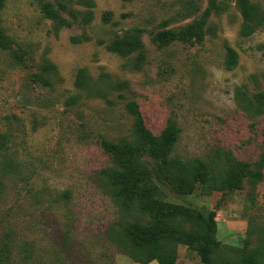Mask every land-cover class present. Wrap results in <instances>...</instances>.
Returning a JSON list of instances; mask_svg holds the SVG:
<instances>
[{
	"label": "rangeland",
	"instance_id": "1",
	"mask_svg": "<svg viewBox=\"0 0 264 264\" xmlns=\"http://www.w3.org/2000/svg\"><path fill=\"white\" fill-rule=\"evenodd\" d=\"M41 1L68 20V8L82 14L67 26L46 17ZM250 2L251 21L237 0H217L201 42L159 45V31L191 22L206 0H4L0 28L12 43L0 48V264H158L122 249V226L149 216L114 200L102 172L111 161L101 139L132 137L130 99L155 134L176 122L173 155L224 174L239 161L260 166L261 179L243 178L237 189L181 194L156 182V197L214 211L212 264H246L252 250L264 264V107L255 99L264 92V0ZM127 33L140 37V49H107ZM176 223L194 228L190 219ZM176 251L175 264H201L186 244Z\"/></svg>",
	"mask_w": 264,
	"mask_h": 264
},
{
	"label": "trees",
	"instance_id": "2",
	"mask_svg": "<svg viewBox=\"0 0 264 264\" xmlns=\"http://www.w3.org/2000/svg\"><path fill=\"white\" fill-rule=\"evenodd\" d=\"M216 1L206 0V7L200 16L178 29L159 31L154 41L159 45L171 42H201L208 17L216 9ZM237 3L244 20H253L255 14L250 0H237ZM3 4L4 0H0V9ZM40 6L46 17L67 26L76 22L78 15L82 14L62 5L61 8L67 9L73 17V20H68L49 2L41 1ZM88 14L90 12H85L83 18ZM247 27L251 29L250 25ZM11 43L10 38L0 28V48H10ZM140 48V37L136 33L124 34L107 45L109 51L120 55H128ZM15 57L22 62L20 53L15 52ZM235 58V53L228 50L225 58L227 68L233 67ZM84 76V69L80 68L76 74V86L82 85ZM255 99L262 109L264 92L257 93ZM125 110L133 118L132 137L130 140L118 141L101 139V148L111 161V165L102 172L108 193L114 200L125 208L136 206L142 214H148L149 218L143 223L128 222L122 226V249L129 253L134 262L175 264L176 246L182 243L195 251L201 264H212L211 253L219 245L215 237L214 211L203 215L199 211L161 201L156 197V182L166 183L172 191L181 194H191L197 186L205 192L237 189L240 188L243 178L259 181L262 177L260 166L252 170L248 168V164L239 161L224 174L214 172L212 164L199 157L183 158L173 155L180 129L174 120L167 119L160 132L155 134L147 127L140 106L135 100H127ZM180 219H190L194 228H182L176 223ZM260 254L259 250H252L243 255L242 261L246 264H259Z\"/></svg>",
	"mask_w": 264,
	"mask_h": 264
}]
</instances>
